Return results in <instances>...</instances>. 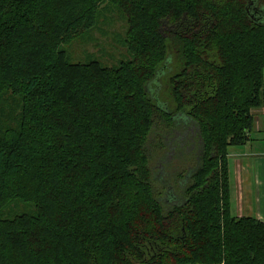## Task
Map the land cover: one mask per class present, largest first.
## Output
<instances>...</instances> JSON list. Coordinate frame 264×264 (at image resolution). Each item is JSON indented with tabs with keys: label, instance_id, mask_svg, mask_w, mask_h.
I'll return each mask as SVG.
<instances>
[{
	"label": "trees",
	"instance_id": "1",
	"mask_svg": "<svg viewBox=\"0 0 264 264\" xmlns=\"http://www.w3.org/2000/svg\"><path fill=\"white\" fill-rule=\"evenodd\" d=\"M102 14L129 59L70 63ZM263 85L264 0H0V264H264L228 171ZM156 119L199 138L163 201Z\"/></svg>",
	"mask_w": 264,
	"mask_h": 264
},
{
	"label": "rangeland",
	"instance_id": "2",
	"mask_svg": "<svg viewBox=\"0 0 264 264\" xmlns=\"http://www.w3.org/2000/svg\"><path fill=\"white\" fill-rule=\"evenodd\" d=\"M125 27V23L117 15L102 14L98 25L78 35L69 45L63 46L68 61L85 63L95 60L109 68L127 61L129 54L123 46ZM164 132L166 129L162 122L156 119L146 147L154 183L158 189L164 187L160 191L162 201L167 193L177 194L176 185L173 184L174 174L193 166L199 147L198 131L193 124L182 125L167 136Z\"/></svg>",
	"mask_w": 264,
	"mask_h": 264
},
{
	"label": "crops",
	"instance_id": "3",
	"mask_svg": "<svg viewBox=\"0 0 264 264\" xmlns=\"http://www.w3.org/2000/svg\"><path fill=\"white\" fill-rule=\"evenodd\" d=\"M253 116L249 141L228 152L230 213L264 222V85L263 105Z\"/></svg>",
	"mask_w": 264,
	"mask_h": 264
}]
</instances>
